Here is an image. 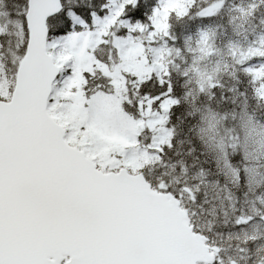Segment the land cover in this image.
Instances as JSON below:
<instances>
[{"label":"snow or ice","instance_id":"obj_1","mask_svg":"<svg viewBox=\"0 0 264 264\" xmlns=\"http://www.w3.org/2000/svg\"><path fill=\"white\" fill-rule=\"evenodd\" d=\"M0 264H264V0H0Z\"/></svg>","mask_w":264,"mask_h":264},{"label":"rangeland","instance_id":"obj_2","mask_svg":"<svg viewBox=\"0 0 264 264\" xmlns=\"http://www.w3.org/2000/svg\"><path fill=\"white\" fill-rule=\"evenodd\" d=\"M213 60H215V57H213Z\"/></svg>","mask_w":264,"mask_h":264}]
</instances>
